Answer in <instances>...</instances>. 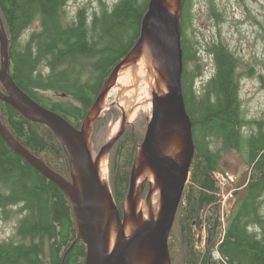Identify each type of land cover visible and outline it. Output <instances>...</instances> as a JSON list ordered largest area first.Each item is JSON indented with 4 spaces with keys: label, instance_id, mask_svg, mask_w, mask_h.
Wrapping results in <instances>:
<instances>
[{
    "label": "trees",
    "instance_id": "obj_1",
    "mask_svg": "<svg viewBox=\"0 0 264 264\" xmlns=\"http://www.w3.org/2000/svg\"><path fill=\"white\" fill-rule=\"evenodd\" d=\"M66 1L0 0V22L8 38L9 74L14 82L79 129L113 68L137 41L148 0H116L111 7L93 12L82 6L72 15ZM181 2V87L194 153L168 237L171 264H264V232L260 235L255 229L260 226L264 231L258 210V197L264 192V118L244 116L239 93L245 71H239L241 58L222 40L206 43L214 70L197 85L196 76L202 71L197 41L184 34L191 19V0ZM34 23L38 28L20 42L21 34ZM47 91L66 98L56 99ZM112 113L116 114L113 107L94 125L95 151L104 142L110 118H118ZM0 120L26 149L69 179L66 151L51 130L2 100ZM146 124V115L139 113L108 154V184L120 214ZM251 125L252 131L245 134L244 127ZM230 150L243 153L248 168L235 182L229 206L221 214L214 173L222 171L220 157ZM147 190L148 185L143 194ZM0 212L6 218L17 216L11 236L0 241V264H84L81 241H75L64 255L76 236L68 198L1 136ZM203 229L205 246L200 242Z\"/></svg>",
    "mask_w": 264,
    "mask_h": 264
},
{
    "label": "water",
    "instance_id": "obj_2",
    "mask_svg": "<svg viewBox=\"0 0 264 264\" xmlns=\"http://www.w3.org/2000/svg\"><path fill=\"white\" fill-rule=\"evenodd\" d=\"M175 1L177 10L172 12L165 0H148L137 41L113 68L79 129L37 103L14 82L9 74L8 38L0 22V100L23 117L51 130L66 151L69 179L26 149L1 120L0 136L68 198L76 236L64 255L75 241H81L85 245L84 264H171L168 237L194 153L191 121L181 87L182 2ZM145 47L157 72L156 91L152 93L151 115L147 117L143 139L137 146L120 214L108 181L100 180L93 153L96 159L107 157L130 122H125L123 112L119 129L97 151L92 144V132L104 109L100 104L118 70L130 56H140ZM160 84L165 86L164 92ZM148 174L153 177V182L147 178ZM142 175L146 176L136 185ZM146 185L148 190L143 197ZM155 190H158L157 201L150 204ZM141 203L147 207V216L137 211ZM112 234L115 235L113 244Z\"/></svg>",
    "mask_w": 264,
    "mask_h": 264
},
{
    "label": "rangeland",
    "instance_id": "obj_3",
    "mask_svg": "<svg viewBox=\"0 0 264 264\" xmlns=\"http://www.w3.org/2000/svg\"><path fill=\"white\" fill-rule=\"evenodd\" d=\"M115 1L116 0H67L66 9L69 15L74 14L76 9L82 6L86 7L90 12H93L94 10H101L104 6H107L108 8L111 7ZM190 13L191 19L189 24L184 28V34L189 41H197L195 46L197 47V55L199 56V63L202 67L201 75L196 76L195 79L197 85H201L202 82L208 79L214 70L211 55L206 51V43L216 39L222 40L229 49L234 51L241 58L242 64H240L239 71H245L240 79L239 93L244 116L251 120L263 119L264 0H191ZM37 28V23L29 26V28L25 29L21 34L19 41L24 42L28 33L32 29ZM192 63V61L189 62V66H192ZM246 66H248L247 70H245ZM144 68H146V66ZM132 73L136 74L137 77L128 82H126L124 77L116 80V82L125 80L120 89L124 92V87H128L130 82L134 81L136 85L144 87L145 91L148 92V95L144 96L142 99V96L139 94L140 97H138L141 98L139 103L144 105V107H139L137 109L136 113L132 115V120L128 126L133 124V121L139 113H144L146 117L150 116L152 108L150 83L141 75L138 76L135 71H132ZM152 81H154V78ZM153 84H156V80ZM160 88L163 92L166 89L162 84H160ZM116 90L117 89L114 88L107 92L106 100L108 105H105L101 113V115H103L107 110L113 107L118 115L116 120L110 118L108 121L105 135L102 138L104 142L113 136L115 132L113 134L110 133L111 127L115 123L120 122L121 114L124 112L118 105V100L120 98L123 99L124 95L122 92ZM45 94L55 97L56 99L66 98L53 91L45 92ZM119 95L122 96L119 98ZM111 103H113L112 106ZM112 114L116 115L115 113ZM124 114L126 115L125 112ZM251 129L252 125L246 126L244 127L243 132L249 134L252 131ZM219 166L222 168V171L216 173L215 178L219 186L218 201L220 202L219 208L220 213L222 214L229 206L228 198L232 195V192L235 189V182L242 177L243 172L248 168V165L244 161L243 153L236 150H230L221 155ZM139 182L137 185H139ZM145 195L146 194H143V197ZM258 199L260 200L258 210L261 218L264 220V192L258 197ZM13 208L15 209V207ZM16 217L17 216L13 214L12 217L6 218L0 212V241L11 236L14 231ZM251 228H254L253 225H251ZM255 229L260 235L264 232L260 226ZM200 242L202 246H205V229L201 232ZM215 255H218V253L214 251L213 256L214 258H217L218 256L215 257Z\"/></svg>",
    "mask_w": 264,
    "mask_h": 264
},
{
    "label": "bare ground",
    "instance_id": "obj_4",
    "mask_svg": "<svg viewBox=\"0 0 264 264\" xmlns=\"http://www.w3.org/2000/svg\"><path fill=\"white\" fill-rule=\"evenodd\" d=\"M165 2L168 5L170 11L175 12L177 10V5H176L175 0H165ZM145 66H146V68H144ZM132 71H135L138 76L141 75L150 83L151 94L156 91V84H153V83H154L155 79L157 78V72L155 70V66H154V63L152 61V57H151L150 52L148 51L147 47H145L143 49L140 56L134 58V55H132L129 57L128 61L123 66H121L120 69L118 70L115 79L112 81L113 84L110 85L111 90H113L115 88V89H117L116 91L122 92L124 95L123 99L120 98L122 95H119L120 99L118 100V105L126 113V115L124 114L125 115V122H130L132 120V115H134V113H136L137 109L139 107H144V105L139 103V101L141 100V98H139L140 97L139 94L142 96V99L144 98V96L148 95V92L145 91L144 87L136 85L134 83V81H131L130 84L128 85V87L127 86L124 87V92L120 89L122 86V83H124L125 80H126V82H128L131 79H134L135 77H137L136 74L132 73ZM121 77H124L125 80L116 82V80L121 78ZM151 78L152 79L154 78V81H152ZM106 99H107V94L103 98V100L100 104L101 109H103L105 107V105H108ZM119 127H120V122L115 123L111 127L110 133L111 134H113L114 132L116 133L117 130L119 129ZM93 158L96 161V164L98 166L100 180L105 183L107 181V171H108V169H107V157L103 156L100 159H96V154L93 153ZM144 176H146V175H142L138 178L136 185ZM147 178L153 182V177L151 175L148 174ZM157 197H158V190H155L152 194L150 204L151 203L153 204L157 200ZM151 207L152 206H150L149 209H151ZM137 211H139V213H141L142 215H145L147 213L146 205L141 203L138 206ZM114 238H115V235L112 234L111 244H113Z\"/></svg>",
    "mask_w": 264,
    "mask_h": 264
},
{
    "label": "built area",
    "instance_id": "obj_5",
    "mask_svg": "<svg viewBox=\"0 0 264 264\" xmlns=\"http://www.w3.org/2000/svg\"><path fill=\"white\" fill-rule=\"evenodd\" d=\"M216 173H220L219 171H216L215 173H214V176L216 177Z\"/></svg>",
    "mask_w": 264,
    "mask_h": 264
},
{
    "label": "flooded vegetation",
    "instance_id": "obj_6",
    "mask_svg": "<svg viewBox=\"0 0 264 264\" xmlns=\"http://www.w3.org/2000/svg\"><path fill=\"white\" fill-rule=\"evenodd\" d=\"M48 92V91H47ZM52 97V96H51ZM55 98V97H54ZM218 255H215V257H217Z\"/></svg>",
    "mask_w": 264,
    "mask_h": 264
}]
</instances>
